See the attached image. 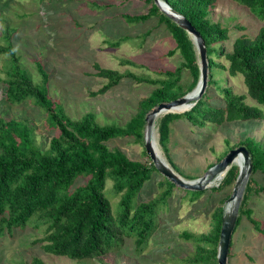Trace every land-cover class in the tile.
Masks as SVG:
<instances>
[{
	"label": "rangeland",
	"instance_id": "1",
	"mask_svg": "<svg viewBox=\"0 0 264 264\" xmlns=\"http://www.w3.org/2000/svg\"><path fill=\"white\" fill-rule=\"evenodd\" d=\"M148 8L147 0H0V47L8 42L12 45L18 66L33 84L39 85L42 81L36 63L42 65L48 74V96L60 104L71 119L92 113L100 126H124L135 114L138 100L148 96L155 86L123 77L105 93L93 96L92 93L106 83L96 76L94 64L120 74L130 72L154 79L163 78L160 73L174 70L182 62L178 52L168 56V52L175 49V43L157 16L144 22L125 18L145 14ZM208 18L228 30L227 40L213 45L220 52L210 56L214 63L224 66L228 65L224 55L231 52L233 41L241 35L254 37L264 25L233 0H217L209 9ZM7 28L12 31L8 40L5 37ZM10 63V56L0 53V119L23 122L32 130L35 144L45 150L56 131L46 126V114L32 101L18 105L7 101L3 80ZM242 80L241 75L230 77L222 69L213 67L208 72L205 101L212 107L223 106L221 90L224 89L244 95L246 90ZM178 84L186 94L195 88V85L191 87L192 76L186 69L181 71ZM245 103L255 105L247 97ZM259 107L264 111L262 106ZM164 115L156 118L152 131L156 148L168 166L186 181L202 177L230 149L242 146L245 139H252L264 149V120L220 126L207 123L199 129L185 118L175 119L169 124L168 139L162 145L158 126ZM105 144L110 150H120L131 161L151 163L144 151L143 139L137 142L132 137L114 138ZM249 177L255 181L252 187L264 188L263 173H250ZM162 179L160 174L154 173L136 201L154 199L162 191L157 185ZM85 180L86 177H78L74 186L82 185ZM222 180L212 183V187L202 190L196 198L193 196L199 191L174 186L166 204L157 209L155 229L141 252L135 250L130 238L124 237L118 247L90 260L75 261L54 256L45 253L44 243L38 242L43 237L44 227L27 224L3 233L0 264H30L33 258L44 264H194L188 260L194 257V237L213 234L218 208L225 210L228 207L227 199L234 182L217 189ZM112 185L110 180L106 181L105 191L112 215H115L120 194H115ZM247 205L251 217L264 229V191L255 192L253 188ZM185 234L192 236L186 238ZM263 243L264 237L245 216H241L232 233L226 264H264ZM203 245L211 248L206 243Z\"/></svg>",
	"mask_w": 264,
	"mask_h": 264
},
{
	"label": "trees",
	"instance_id": "2",
	"mask_svg": "<svg viewBox=\"0 0 264 264\" xmlns=\"http://www.w3.org/2000/svg\"><path fill=\"white\" fill-rule=\"evenodd\" d=\"M163 1L188 20L200 34L206 47L208 72L217 67L227 72L230 77L241 75L246 92L244 95H237L228 89L221 90L224 103L221 107L208 105L205 101L208 96L204 93L191 109L182 113L165 114L158 126L160 144L164 145L168 139L169 124L175 119L185 118L199 129H203L207 123L220 126L231 122L263 121L264 111L259 106L264 108V25L252 38L246 35L236 38L231 52L224 55L228 65H218L210 58L220 52L213 45L226 41L228 30L208 18L209 9L217 0ZM233 1L248 9L256 19L264 23V0ZM147 3V13L125 18L144 22L157 16L175 43V49L169 51L168 56L178 52L182 62L174 70L160 73L163 78L154 79L130 72L120 74L94 64L96 76L106 80V83L96 93H92L93 96L105 93L123 77L136 83L155 86L148 96L138 100L135 114L124 126H100L95 122L92 113H86L76 120L71 119L63 107L48 96V74L42 65L36 63L42 81L39 85L33 84L28 74L18 66L12 45L8 42L6 46L0 47V53H7L11 59L3 80L6 84L7 101L12 105L32 101L46 114V126L56 131L49 140L48 148L43 150L35 144L32 130L23 122L0 119V238L6 230L11 232L12 229L23 228L27 224H33L35 228L44 227L43 237L38 240L44 243L43 251L75 261L90 260L107 254L118 247L124 237L133 241L137 252H141L146 245L155 229L156 211L166 204L174 185L163 177L157 184L162 191L154 199L137 202L136 198L144 184L151 181L152 175L158 172L152 163L146 165L131 161L120 150H110L105 142L125 137L142 141L145 115L158 104L170 102L186 94L178 84L181 71L186 69L190 72L191 87L196 85L199 75L191 38L160 12L152 0H147ZM11 32L6 29L7 40ZM246 97L254 101L255 105L246 104ZM241 145L249 153L251 175L258 171L264 174V149L252 139H245ZM237 174L236 166L231 165L217 189L235 182ZM78 177H86V180L82 185L74 186ZM108 180L113 183L115 194H120L115 215H112L105 191ZM254 185L255 181L249 177L235 229L241 216H245L264 237V229L251 217L252 212L247 205L253 188L255 192L264 191L262 187H252ZM201 193L202 190L193 198ZM223 211L224 209L218 208L213 234L193 236L196 245L194 257L188 259L190 263L217 264ZM191 236L185 234L186 238ZM202 243L211 248H206ZM262 251L264 254V243ZM30 264L44 263L33 258Z\"/></svg>",
	"mask_w": 264,
	"mask_h": 264
},
{
	"label": "water",
	"instance_id": "3",
	"mask_svg": "<svg viewBox=\"0 0 264 264\" xmlns=\"http://www.w3.org/2000/svg\"><path fill=\"white\" fill-rule=\"evenodd\" d=\"M152 1L160 11H162L171 21H173L191 38L195 48L199 75L195 88L191 92L170 102L160 103L145 115V127L143 131L144 151L155 167L156 171L162 177L167 179L174 186H177L183 190L193 191H201L212 187V183L217 182L222 174L224 176L237 158H241L242 167L237 166L238 174L235 179L232 192L227 199V202L231 203V205L223 211L218 238L216 261L217 264H226L232 233L235 229L238 217L239 206L243 197L245 186L251 173L249 153L244 146L230 149L220 161L212 165L202 177L194 181L184 180L168 166V164L160 157L159 153H156L155 146L151 140L156 118L161 114L173 113V109L179 106H187L189 109L194 106L196 101L199 100L204 94L207 86L208 61L204 42L200 34L194 29L188 20L173 10L163 0Z\"/></svg>",
	"mask_w": 264,
	"mask_h": 264
},
{
	"label": "bare ground",
	"instance_id": "4",
	"mask_svg": "<svg viewBox=\"0 0 264 264\" xmlns=\"http://www.w3.org/2000/svg\"><path fill=\"white\" fill-rule=\"evenodd\" d=\"M188 109H189V107H187V106H179V107L174 108L172 112H173V113H178V111H187ZM151 140H152V142H153V145L155 146V151H156V153L158 154V150H157V148H156V143H155V140H154V135H153V133H152V135H151ZM234 164H235L236 166H238V167H242V160H241V158H240V157L237 158L236 161L234 162ZM222 178H223V174L220 176V178L218 179V181L222 180ZM230 205H231V203L228 204V207H229Z\"/></svg>",
	"mask_w": 264,
	"mask_h": 264
}]
</instances>
